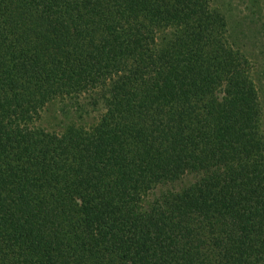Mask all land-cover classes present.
I'll list each match as a JSON object with an SVG mask.
<instances>
[{
    "label": "trees",
    "instance_id": "trees-1",
    "mask_svg": "<svg viewBox=\"0 0 264 264\" xmlns=\"http://www.w3.org/2000/svg\"><path fill=\"white\" fill-rule=\"evenodd\" d=\"M220 5L0 0V264H264L262 88Z\"/></svg>",
    "mask_w": 264,
    "mask_h": 264
},
{
    "label": "rangeland",
    "instance_id": "rangeland-1",
    "mask_svg": "<svg viewBox=\"0 0 264 264\" xmlns=\"http://www.w3.org/2000/svg\"><path fill=\"white\" fill-rule=\"evenodd\" d=\"M220 3L225 13L231 16L230 24L235 31L236 44L247 51L254 65L255 78L262 88L260 93L264 100V0H220ZM43 125L58 128L56 120L50 126L48 120H43Z\"/></svg>",
    "mask_w": 264,
    "mask_h": 264
}]
</instances>
